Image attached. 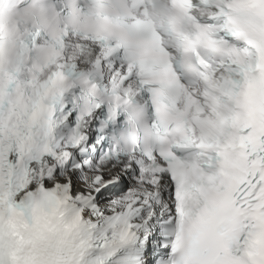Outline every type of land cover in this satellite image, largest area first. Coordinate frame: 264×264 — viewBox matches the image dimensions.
Returning <instances> with one entry per match:
<instances>
[{"label": "snow or ice", "instance_id": "1", "mask_svg": "<svg viewBox=\"0 0 264 264\" xmlns=\"http://www.w3.org/2000/svg\"><path fill=\"white\" fill-rule=\"evenodd\" d=\"M0 264H264V0H0Z\"/></svg>", "mask_w": 264, "mask_h": 264}]
</instances>
